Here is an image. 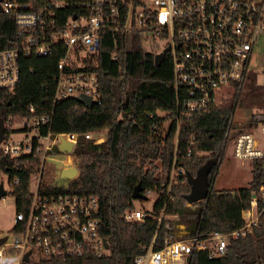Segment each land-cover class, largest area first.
Listing matches in <instances>:
<instances>
[{
	"label": "built area",
	"instance_id": "2783aa9c",
	"mask_svg": "<svg viewBox=\"0 0 264 264\" xmlns=\"http://www.w3.org/2000/svg\"><path fill=\"white\" fill-rule=\"evenodd\" d=\"M0 14L11 16L16 31L11 48L0 51V90L7 95L13 93L18 83L20 58L50 56L59 47L62 55L53 77L54 100L85 95L92 105L100 104L97 77L87 67L97 58L103 33H142L149 50L167 49L174 115L162 127L165 136L174 123L172 157L166 169V184L142 190L145 199L139 200H146L152 192L172 199V185L179 176L185 178L187 169L179 159L181 151L177 146L183 118L222 106H234L235 112L249 73L264 77V0H0ZM112 59H116L115 55ZM26 112L29 116L18 123L13 122V117L3 119L5 127L11 128L0 142L3 153L14 157L30 152L35 138L42 154L39 177L51 153L71 156L65 165L77 168L73 151L79 134L62 132L53 137L49 130L41 134V127L50 123V114L39 113L32 104ZM252 118L254 123L249 129L232 136V153L240 161L262 159L264 177V143L259 142L254 131L259 126L264 135V109ZM16 133L22 136L13 137ZM230 133L228 126L223 143ZM82 136L93 143L104 140L101 130H88ZM194 139L192 135L191 144ZM62 140L72 144L70 151L60 152ZM53 146L58 152L52 151ZM191 154L188 148L183 157ZM155 163L161 167L160 160ZM65 186L35 183L27 208L15 210L11 241L0 244V264H97L95 260L109 254V242L100 232L97 196L54 190ZM257 198L263 203L261 210L257 209ZM261 213L264 214V181L257 196L252 195L250 205L241 210L240 227L226 233L201 234L199 230L187 229L182 222L166 221L160 245L154 248L155 232L150 243L133 257L132 264H187L193 251L206 250L209 258L220 256L226 250L228 237L250 232L257 226ZM120 217L130 222L150 217L159 224L165 218L175 221L178 215L165 214L164 207L159 213L148 214L144 207L132 202Z\"/></svg>",
	"mask_w": 264,
	"mask_h": 264
},
{
	"label": "trees",
	"instance_id": "16d2710c",
	"mask_svg": "<svg viewBox=\"0 0 264 264\" xmlns=\"http://www.w3.org/2000/svg\"><path fill=\"white\" fill-rule=\"evenodd\" d=\"M15 23L11 16L0 14V51L11 48L16 41ZM154 49H156L154 47ZM158 51L144 47L142 33H103L96 60L88 70L95 73L98 82L100 104L85 108L75 97L54 100V75L62 51L54 49L46 57H22L19 59V80L12 94L0 90V117L21 120L29 116L26 107L32 104L37 111L48 112L50 123L41 127V134L76 132L79 134L74 147L78 175L57 187L55 191H68L77 195L95 194L98 198L100 232L109 242L110 252L97 264H132L133 257L146 247L156 232L154 248L162 242L164 224L182 222L187 229L199 230L201 234L212 231L229 232L243 224L241 210L250 205V199L264 181L262 159L252 160L251 179L248 186L236 189L215 190L212 183L221 163L220 150L224 133L231 128L234 106H222L203 114L183 118L178 128L179 159L184 167L195 174L208 159L213 163L207 180L209 190L205 199L187 205L189 185L181 175L173 184L172 199L163 194L153 204V211L176 213L177 220H156L146 217L130 222L120 217L125 208L132 206V191L139 184L144 189L159 188L167 182L166 169L170 165L174 123L166 130L162 123L174 115L171 63L166 55L159 66L154 65ZM115 55L116 59H112ZM163 113L164 116H160ZM254 123L251 117L245 124ZM105 130L106 138L93 143L85 139V131ZM238 129L231 133L234 136ZM11 132L5 127V136ZM194 136L192 144L191 136ZM40 145L33 138L30 152L11 157L0 148V172L7 176L8 193L14 198L16 210H25L31 198L30 180L41 170ZM191 156L184 158L186 149ZM52 151L58 152L56 146ZM51 150L48 152L50 153ZM208 153V154H205ZM161 161L159 167L155 161ZM15 179L17 181H15ZM263 203L257 198V209ZM15 227L10 229L14 230ZM208 252H191L187 264H264V214L250 232L228 237L225 252L209 258Z\"/></svg>",
	"mask_w": 264,
	"mask_h": 264
},
{
	"label": "rangeland",
	"instance_id": "374dc122",
	"mask_svg": "<svg viewBox=\"0 0 264 264\" xmlns=\"http://www.w3.org/2000/svg\"><path fill=\"white\" fill-rule=\"evenodd\" d=\"M146 50L148 45L144 44ZM151 49L152 51H158ZM159 52V51H158ZM264 109V77L262 75L254 74L250 72L248 78L244 81L241 87V97L236 106L231 123V133L238 129L244 128L253 115ZM160 116H164L163 113H159ZM20 121V120H19ZM18 120L13 121L18 123ZM164 123H168L166 120ZM103 133L105 130H101ZM256 135L259 137V142L264 143V135L260 132L259 126L254 128ZM228 137L226 142L221 143V150H223L221 163L218 167L217 175L212 183V187L215 190L221 189H236L239 187L248 186L251 179V167L250 161H240L232 153V136ZM21 133H16L13 137H21ZM208 154V153H205ZM53 160L46 159L42 168V175L38 178V175L32 176L30 180V190L34 189L35 183H40L41 186H47L49 184H66L72 179L60 178L58 171L60 168L59 154L51 153ZM67 156H64L62 160H65ZM219 156H215V163L219 162ZM68 166V165H67ZM0 181H3L7 188V193L0 198V237H3L6 241H11L12 219L16 210L14 198L8 193L7 176L5 173L0 172ZM159 195L156 192L149 194L146 200L133 199V203L136 206H142L148 214H153V204L157 201Z\"/></svg>",
	"mask_w": 264,
	"mask_h": 264
},
{
	"label": "water",
	"instance_id": "95a60500",
	"mask_svg": "<svg viewBox=\"0 0 264 264\" xmlns=\"http://www.w3.org/2000/svg\"><path fill=\"white\" fill-rule=\"evenodd\" d=\"M167 49H163L161 52L155 54L154 56V65L159 66L161 62L166 57ZM77 100L85 107L90 108L92 102L90 97L85 95H80L77 97ZM5 135V125L3 118L0 117V142ZM60 152H68L71 150L72 144L62 140L59 144ZM215 163L212 159H208L200 168L197 169L195 174H192L188 170L185 171L186 182L189 185V192L186 194V200L188 203H193L202 199H205L209 190V183L207 180V174L211 169V166ZM77 175V168L75 166L64 167L60 169L59 177L64 179H72ZM7 193V190L4 188L3 181H0V198ZM133 198L145 199V195L142 193V188L139 184L135 185L132 191ZM4 241L3 238H0V244ZM107 246V243H104ZM28 252L24 254V260H27Z\"/></svg>",
	"mask_w": 264,
	"mask_h": 264
},
{
	"label": "crops",
	"instance_id": "0c3cea01",
	"mask_svg": "<svg viewBox=\"0 0 264 264\" xmlns=\"http://www.w3.org/2000/svg\"><path fill=\"white\" fill-rule=\"evenodd\" d=\"M102 136H103V139H105L106 138V132H102ZM61 156V155H60ZM65 155H62L61 157H60V159L58 160V161H60V163H61V165H60V168H59V171H58V174H59V172H60V169H62V168H64V167H68L67 165H65V163L64 162H62V158L64 157ZM40 178V177H39ZM49 185H54V184H49ZM4 188L5 189H7L6 187H5V185H4ZM9 188V187H8ZM0 238H3V237H0ZM4 239V238H3ZM5 240V239H4Z\"/></svg>",
	"mask_w": 264,
	"mask_h": 264
},
{
	"label": "bare ground",
	"instance_id": "6f19581e",
	"mask_svg": "<svg viewBox=\"0 0 264 264\" xmlns=\"http://www.w3.org/2000/svg\"><path fill=\"white\" fill-rule=\"evenodd\" d=\"M71 158H72L71 156H67L65 160H62V162L68 163L67 161H70ZM48 160H53V158L49 157Z\"/></svg>",
	"mask_w": 264,
	"mask_h": 264
}]
</instances>
